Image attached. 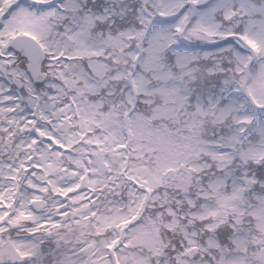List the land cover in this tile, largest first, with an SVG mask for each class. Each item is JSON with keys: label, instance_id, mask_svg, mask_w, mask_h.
<instances>
[{"label": "snow or ice", "instance_id": "6c2138e0", "mask_svg": "<svg viewBox=\"0 0 264 264\" xmlns=\"http://www.w3.org/2000/svg\"><path fill=\"white\" fill-rule=\"evenodd\" d=\"M0 264H264V0H0Z\"/></svg>", "mask_w": 264, "mask_h": 264}]
</instances>
